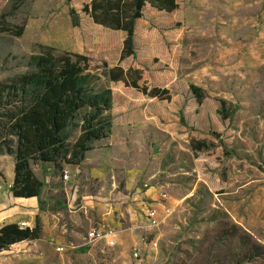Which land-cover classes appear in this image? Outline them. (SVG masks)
I'll use <instances>...</instances> for the list:
<instances>
[{
  "label": "rangeland",
  "instance_id": "obj_1",
  "mask_svg": "<svg viewBox=\"0 0 264 264\" xmlns=\"http://www.w3.org/2000/svg\"><path fill=\"white\" fill-rule=\"evenodd\" d=\"M89 1L0 0V28L23 26L19 37L0 30V83L23 74L43 46L83 55L95 90H110L112 123L78 166L29 162L44 186L24 222L37 220L40 238L0 252V264H206L212 253L200 241H212L224 215L264 245V0L146 7L134 56L123 60L125 33L93 24L81 12ZM116 66L140 70L138 84L169 99L110 81ZM195 141L206 148L193 150ZM12 173L2 153L0 197ZM92 229L112 232L114 245L90 240Z\"/></svg>",
  "mask_w": 264,
  "mask_h": 264
},
{
  "label": "trees",
  "instance_id": "obj_2",
  "mask_svg": "<svg viewBox=\"0 0 264 264\" xmlns=\"http://www.w3.org/2000/svg\"><path fill=\"white\" fill-rule=\"evenodd\" d=\"M146 7L171 13L178 4L177 0H90L81 12L95 25L125 33L119 56L123 60L134 56L135 25ZM69 17L72 26L78 27V15L72 8ZM0 30L19 37L23 26ZM108 78L147 97L169 99L165 89L139 85L138 69L112 67ZM94 80L87 57L43 46L30 58L23 74L0 83V155L13 157L9 188L13 198H38L42 192L44 183L33 174L30 161L53 164L58 171L63 165L78 166L95 143L108 138L111 93L109 89L96 91ZM190 90L202 97L199 88L192 85ZM192 144L193 150L206 148L203 141ZM224 217L212 231V241L206 237L200 241L202 249L212 253L206 264H264V245ZM40 234L37 220L32 228L6 224L0 228V252L21 242L37 241Z\"/></svg>",
  "mask_w": 264,
  "mask_h": 264
},
{
  "label": "crops",
  "instance_id": "obj_3",
  "mask_svg": "<svg viewBox=\"0 0 264 264\" xmlns=\"http://www.w3.org/2000/svg\"><path fill=\"white\" fill-rule=\"evenodd\" d=\"M13 173L10 176L8 182V196L0 197V228L6 224H19L25 223L24 220L32 221L34 220V204L36 198L31 199H22V198H13L9 188L12 184ZM1 193V191H0ZM26 224V223H25ZM32 228L34 225L27 224V227ZM24 242L15 244L17 246L23 244ZM2 253H0L1 255Z\"/></svg>",
  "mask_w": 264,
  "mask_h": 264
},
{
  "label": "built area",
  "instance_id": "obj_4",
  "mask_svg": "<svg viewBox=\"0 0 264 264\" xmlns=\"http://www.w3.org/2000/svg\"><path fill=\"white\" fill-rule=\"evenodd\" d=\"M63 177L65 180L67 179L66 174ZM161 198H165V195H161ZM145 215L149 220H151L150 222H151L152 226H157L158 220H157L156 212L153 209L147 208L145 210ZM18 226L20 228H25V227H27V224L19 223ZM111 236H112V232L98 231L95 229H92L91 231L88 232V237L90 240L105 239L108 245L113 246L114 241L110 238ZM56 251L60 252L61 248H59V247L56 248Z\"/></svg>",
  "mask_w": 264,
  "mask_h": 264
}]
</instances>
